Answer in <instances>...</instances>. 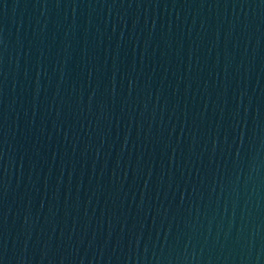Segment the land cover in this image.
<instances>
[{
    "label": "water",
    "instance_id": "95a60500",
    "mask_svg": "<svg viewBox=\"0 0 264 264\" xmlns=\"http://www.w3.org/2000/svg\"><path fill=\"white\" fill-rule=\"evenodd\" d=\"M0 264H264V0H0Z\"/></svg>",
    "mask_w": 264,
    "mask_h": 264
}]
</instances>
